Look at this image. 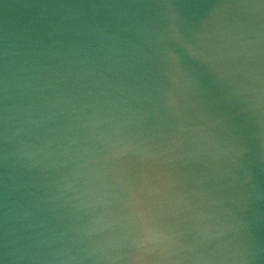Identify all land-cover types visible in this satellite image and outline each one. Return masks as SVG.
Returning <instances> with one entry per match:
<instances>
[{"label": "water", "instance_id": "obj_1", "mask_svg": "<svg viewBox=\"0 0 264 264\" xmlns=\"http://www.w3.org/2000/svg\"><path fill=\"white\" fill-rule=\"evenodd\" d=\"M0 264H264V0H0Z\"/></svg>", "mask_w": 264, "mask_h": 264}]
</instances>
